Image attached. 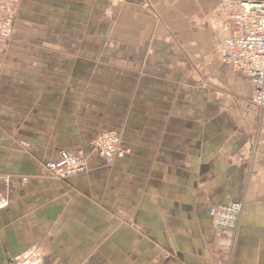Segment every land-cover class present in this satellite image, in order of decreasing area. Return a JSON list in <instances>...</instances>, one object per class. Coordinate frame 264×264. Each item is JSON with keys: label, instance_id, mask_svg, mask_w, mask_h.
<instances>
[{"label": "crops", "instance_id": "crops-1", "mask_svg": "<svg viewBox=\"0 0 264 264\" xmlns=\"http://www.w3.org/2000/svg\"><path fill=\"white\" fill-rule=\"evenodd\" d=\"M236 2L0 0V264H264V110L216 55ZM60 150L87 171L49 174Z\"/></svg>", "mask_w": 264, "mask_h": 264}, {"label": "built area", "instance_id": "built-area-1", "mask_svg": "<svg viewBox=\"0 0 264 264\" xmlns=\"http://www.w3.org/2000/svg\"><path fill=\"white\" fill-rule=\"evenodd\" d=\"M122 3L125 0H109ZM236 12L231 16L234 30L221 38L217 44L216 55L220 63L231 66L245 76L250 83V102L258 110H264V0H237ZM12 17L4 16L0 8V41L10 37ZM93 149L106 163L124 158L120 138L113 132L96 140ZM86 158L80 152L60 150L55 160L49 161L45 169L52 176L66 180L87 171ZM8 181V179H4ZM7 201L0 196V210L7 207ZM242 204L237 201L225 205H213L208 215L213 227L219 232H234L238 228ZM28 259L20 264L33 263ZM44 264L39 260L38 263Z\"/></svg>", "mask_w": 264, "mask_h": 264}, {"label": "rangeland", "instance_id": "rangeland-1", "mask_svg": "<svg viewBox=\"0 0 264 264\" xmlns=\"http://www.w3.org/2000/svg\"><path fill=\"white\" fill-rule=\"evenodd\" d=\"M0 8L1 9H3L2 8V6H0ZM233 14H235V12H236V8L234 7V10H233ZM3 13H4V16H11L10 15V13H9V11H8V9H3ZM12 17V16H11ZM12 30H13V19H12ZM9 40V38H7L6 40H4V42H7ZM217 48V47H216ZM111 132V131H110ZM110 132H104V133H101V134H98L92 141H91V147H92V150H93V152L95 153V154H97L96 152H95V150L93 149V144H94V142L96 141V140H98L99 138H102V136L103 135H105V134H108V133H110ZM113 133H115V132H113ZM119 138H120V136L117 134V133H115ZM121 148L123 149V151H124V153H126V151H125V149L121 146ZM71 152H78L79 153V151H71ZM81 153V152H80ZM82 154V153H81ZM84 156V155H83ZM85 157V156H84ZM100 157V156H99ZM86 158V157H85ZM86 161H87V159H86ZM35 254V253H34ZM39 254V253H38ZM31 258H32V256H31ZM31 258H28V260H30ZM35 258V257H34ZM33 260V259H32ZM31 260V261H32ZM23 261V260H22ZM39 262V258L37 257V259L35 260L34 259V261H33V263H38ZM21 263V262H20ZM32 263V264H33ZM19 264V263H18ZM22 264H24V263H22ZM29 264H31V263H29ZM49 264H51V263H49Z\"/></svg>", "mask_w": 264, "mask_h": 264}, {"label": "bare ground", "instance_id": "bare-ground-1", "mask_svg": "<svg viewBox=\"0 0 264 264\" xmlns=\"http://www.w3.org/2000/svg\"><path fill=\"white\" fill-rule=\"evenodd\" d=\"M118 3V2H117ZM41 261V260H40ZM42 262V261H41ZM45 264V263H44Z\"/></svg>", "mask_w": 264, "mask_h": 264}]
</instances>
